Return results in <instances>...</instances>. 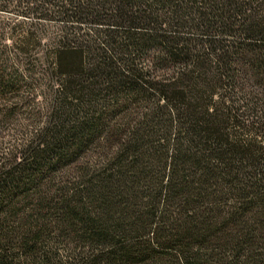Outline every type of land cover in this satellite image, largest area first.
Masks as SVG:
<instances>
[{"label":"trees","instance_id":"trees-1","mask_svg":"<svg viewBox=\"0 0 264 264\" xmlns=\"http://www.w3.org/2000/svg\"><path fill=\"white\" fill-rule=\"evenodd\" d=\"M0 264H264V0H0Z\"/></svg>","mask_w":264,"mask_h":264},{"label":"rangeland","instance_id":"rangeland-1","mask_svg":"<svg viewBox=\"0 0 264 264\" xmlns=\"http://www.w3.org/2000/svg\"><path fill=\"white\" fill-rule=\"evenodd\" d=\"M2 14H4V15H2L3 17L10 18V15L9 14H7V13H2ZM7 41L10 42L11 40H7Z\"/></svg>","mask_w":264,"mask_h":264}]
</instances>
